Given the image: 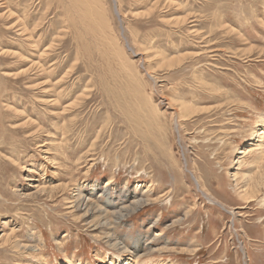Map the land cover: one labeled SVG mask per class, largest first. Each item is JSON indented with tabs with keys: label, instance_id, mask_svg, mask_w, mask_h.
<instances>
[{
	"label": "rangeland",
	"instance_id": "rangeland-1",
	"mask_svg": "<svg viewBox=\"0 0 264 264\" xmlns=\"http://www.w3.org/2000/svg\"><path fill=\"white\" fill-rule=\"evenodd\" d=\"M98 2L0 0V264H264V187L232 178L260 152L235 163L264 126V0ZM76 193L148 204L91 227Z\"/></svg>",
	"mask_w": 264,
	"mask_h": 264
},
{
	"label": "bare ground",
	"instance_id": "bare-ground-1",
	"mask_svg": "<svg viewBox=\"0 0 264 264\" xmlns=\"http://www.w3.org/2000/svg\"><path fill=\"white\" fill-rule=\"evenodd\" d=\"M6 1H11V0H6ZM74 1V0H72ZM78 1V0H76ZM99 0H84V5L85 7L83 6V11L85 12V16H87L89 14V16L92 17V15L96 14L95 16L97 15H100V14H104V7H101L100 2H98ZM158 3L161 1V0H156ZM156 2V3H157ZM2 3V2H1ZM18 3V2H17ZM92 3V4H91ZM97 3V4H95ZM99 3V4H98ZM96 6H95V5ZM155 7V6H154ZM97 8V11L95 10ZM8 10V9H7ZM10 10V9H9ZM22 10V9H21ZM26 11V10H24ZM23 11V12H24ZM96 11V12H95ZM21 12V11H20ZM84 12H81V13H84ZM105 15V14H104ZM24 16H26V12H24ZM101 17V16H100ZM91 22V21H90ZM97 22H99V27L101 26L103 29V32L105 31H108V32H112L110 30V26L106 23V19H102V18H97ZM94 23V22H93ZM96 23V22H95ZM95 25V24H94ZM98 25V24H97ZM96 25V26H97ZM108 28V30H107ZM112 29V28H111ZM112 35V34H111ZM157 50V49H156ZM262 53H264V51H260ZM41 53V52H40ZM154 53V52H153ZM152 54V53H151ZM39 55V54H38ZM200 56L199 54H189V53H186V54H176V55H171V56H164L163 54H161V56H158L159 57V60L158 62L161 63V66L164 67L166 66V69L168 71L172 70V68H175L176 66L177 67H180L181 64L185 63L187 60L189 59H198L197 57ZM125 57V56H124ZM200 58V57H199ZM129 65V64H128ZM184 68V67H183ZM26 72V71H25ZM150 76V75H149ZM153 76V75H152ZM204 82V81H203ZM201 84L202 81H201ZM125 100V99H124ZM179 107V110H176V112L178 113V117H182V120L181 121H184L185 117H187L188 115L192 114L193 111L190 107V105H185V104H181L179 105L178 103H176ZM155 106V105H154ZM156 107V106H155ZM159 107V106H158ZM158 109V108H157ZM146 114V113H145ZM260 122L262 123V125H264V120H260ZM252 135V134H251ZM253 135L254 137H256V140L255 139H252V141L248 144L247 147L245 148H241L239 149L238 153H239V156L237 158V161L235 163H237L238 167L242 165L243 163V158L245 156H247L248 154L252 153L254 149H259V153H258V157L256 160H254V162H252L253 166H252V171H249L247 173H243V174H237V173H233L232 174V178L234 180V184L237 186L238 185V181H240L242 179V184L243 186L245 187L244 189H242L241 191H239L238 193H240L241 195V198L242 200H244L245 202H252L255 198L256 195H253L255 192H262L261 188L264 187V176L263 174L260 175V177L258 179L255 180L254 183L252 184H246L244 181L245 179H247L248 181L251 180L252 176H253V171L257 169L258 166L261 165V163L263 162L264 160V126H261L260 128H258L257 130L253 131ZM256 147V148H254ZM252 174V175H250ZM238 176V177H237ZM113 178V177H112ZM110 180L111 179H108V181L104 184L105 187L108 186V184L110 183ZM113 183V182H112ZM198 185V184H197ZM241 185V184H240ZM126 186V185H125ZM242 186V185H241ZM66 187V185L64 186ZM239 187V186H238ZM237 187V189H238ZM151 188V187H149ZM107 189V188H106ZM240 189V188H239ZM238 189V190H239ZM152 190V188H151ZM150 190V191H151ZM82 191V189H81ZM108 191V189H107ZM77 192V191H76ZM121 192V191H120ZM119 192V194H120ZM148 193V192H147ZM149 194V193H148ZM207 194V193H206ZM83 195V193L81 194ZM147 196V194H145ZM151 195V194H150ZM112 196V195H111ZM146 196L145 198L143 197H140L138 199H136L137 197H132V198H135L133 200H131L130 204L129 205H125V207L121 208V209H117V212H113L112 213H107L106 211H104L103 209L99 208L98 205L96 206L94 203L92 202H87V200L85 201V199L80 198L81 196L79 195V193L77 194H74V197H73V200L71 202H69V206L72 210L73 213H78L80 211L81 214H79L80 216V219L81 220H85V217L87 215L90 216H94L93 219H90V224H91V227H98V226H104L105 225H108L110 222L109 220H119V219H123L125 218L127 215L131 214L132 212L134 211H137V209L141 208V206L143 204H148V201L146 200ZM156 196V195H155ZM124 197V196H123ZM148 197V196H147ZM152 197V196H151ZM150 197V198H151ZM210 197V196H209ZM90 198V197H89ZM208 198V197H207ZM65 199H68L67 197H65ZM149 199V198H148ZM154 200V198H152ZM209 199V198H208ZM107 200H109V198H107ZM211 201V199H209ZM261 202H262V205H264V196L260 199ZM68 201V200H67ZM113 201V200H112ZM130 201V200H129ZM150 201V200H149ZM156 201V200H155ZM95 202V201H93ZM108 202V201H107ZM116 202V201H115ZM259 202V201H258ZM99 203V202H97ZM102 203V202H101ZM105 203H106V199H105ZM129 203V202H128ZM127 203V204H128ZM151 203V202H150ZM68 204V203H67ZM118 205V204H117ZM122 205V204H121ZM101 207V206H100ZM119 208V207H118ZM113 209V208H112ZM108 210V209H107ZM98 212L99 215H93L94 212ZM111 211V210H110ZM111 215V216H110ZM77 217V215H76ZM129 218V217H128ZM87 221V220H85ZM126 221V220H125ZM109 222V223H108ZM124 222V221H122ZM114 223V222H113ZM119 223V222H118ZM121 223V222H120ZM85 224V223H84ZM110 226V224H109ZM111 227V226H110ZM89 229V228H88ZM87 230V229H86ZM106 230V228L104 229ZM112 230V229H111ZM107 231V230H106ZM91 232V230H90ZM97 232V231H96ZM100 233V232H99ZM93 234V233H92ZM110 235V234H109ZM114 235V234H113ZM101 236V235H100ZM112 236V235H111ZM115 236V235H114ZM113 236V237H114ZM111 238L110 241H113L114 238ZM105 238V237H104ZM116 239V238H115ZM5 242H9V240L6 238L3 239ZM118 240V238H117ZM106 241V240H105ZM108 241V240H107ZM119 242V241H118ZM110 243V242H109ZM116 244L118 243H115L114 242V245L113 246H116ZM119 245V244H118ZM14 247L18 248L19 250H23L24 246H20L19 243H15L13 245ZM26 246V245H25ZM33 246V245H32ZM29 248V247H27ZM26 248V249H27ZM25 251V250H24ZM138 252V251H137ZM124 253V252H123ZM33 254V253H32ZM118 260L121 261L119 258L120 256H117ZM116 260V261H118ZM121 263H123V261H121ZM139 263V262H137ZM162 262H159V263H156V264H160ZM108 264H113V262H109ZM124 264H128L127 263H124Z\"/></svg>",
	"mask_w": 264,
	"mask_h": 264
}]
</instances>
